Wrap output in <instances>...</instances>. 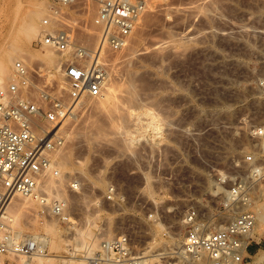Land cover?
<instances>
[{
    "label": "rangeland",
    "instance_id": "374dc122",
    "mask_svg": "<svg viewBox=\"0 0 264 264\" xmlns=\"http://www.w3.org/2000/svg\"><path fill=\"white\" fill-rule=\"evenodd\" d=\"M47 4L0 0V58L18 47L22 58L14 62L42 70L36 82L54 80V92L66 97L65 84L58 91L59 72L40 55L48 46H39V37L25 38L20 28L27 12L39 6L41 31ZM97 6V0H89L79 10L77 38L89 45L99 35ZM56 58L62 56L56 53ZM107 59V83H115L118 113L100 105V97L84 99L68 120L56 155L66 168L50 179L48 192L67 198L70 222L43 214L39 201L18 196L8 210L31 203L28 226L10 229L45 236L43 256L54 258L50 264L78 259L88 264L103 241L124 234L148 264H161V257L179 264L175 255L181 248L170 242L173 235L182 244L186 211L217 212L226 191L241 178L257 217L244 264H264L259 217L264 212V135L259 133L264 131V0H148L126 46L109 52ZM254 166L262 168L255 176ZM61 179L66 196L59 185L53 188ZM73 181L77 190L71 188ZM232 215L222 212L215 223ZM19 258L7 256L0 264H24Z\"/></svg>",
    "mask_w": 264,
    "mask_h": 264
},
{
    "label": "built area",
    "instance_id": "2783aa9c",
    "mask_svg": "<svg viewBox=\"0 0 264 264\" xmlns=\"http://www.w3.org/2000/svg\"><path fill=\"white\" fill-rule=\"evenodd\" d=\"M88 1L48 0L41 19L37 44L62 56L60 68L66 97L54 92V80L36 82L42 70L31 69L23 60L15 62L12 79L0 88V263L7 256L34 258L45 255L47 250L45 236L9 228L6 217L14 198L40 201L43 214L70 222L66 202L48 192L50 179L59 174L56 155L65 143L68 120L79 102L101 96L107 82L108 53L126 46L148 5V0H97L94 21L99 35L97 43L89 45L79 40L76 33L79 10L86 8ZM259 133L264 135V131ZM247 159L254 164V156ZM258 167L251 170L254 176ZM76 183L73 181L71 188L77 190ZM248 189L247 182L240 178L226 191L217 212H203L196 207L186 211L184 239L175 255L179 264H244L250 257L257 220L250 208ZM108 192L111 199L112 185ZM222 212L233 215L217 225L214 218ZM161 259V264H178L171 263L172 258ZM88 264L148 263L124 234L103 241Z\"/></svg>",
    "mask_w": 264,
    "mask_h": 264
},
{
    "label": "bare ground",
    "instance_id": "6f19581e",
    "mask_svg": "<svg viewBox=\"0 0 264 264\" xmlns=\"http://www.w3.org/2000/svg\"><path fill=\"white\" fill-rule=\"evenodd\" d=\"M39 6H37V7H35L34 9H30L28 12H27V14L25 15V19H24V22L21 24V26H20V28H21V32L23 33V35H24V37L25 38H27V39H32V38H35V37H39L40 35H41V31H40V27L38 26V20H40V18H41V16H42V9H40V8H38ZM98 33V32H97ZM97 35V34H96ZM98 37V36H97ZM97 40H98V38H97ZM96 43H97V41H96ZM19 48L18 47H16V48H12V50H14V52H12V50L11 51H7V53L5 54V52H4V56H2L1 58H0V88L1 87H5V86H7L8 85V81H10L11 79H12V75L10 76L9 74L10 73H8L9 72V68H10V66H12V64H13V66H14V64H15V62H14V60L16 59V58H19V57H21L22 55H21V51L20 50H18ZM21 49V48H20ZM17 50L18 51H20V54H19V52H17ZM3 53V52H2ZM40 55L42 56V58L46 61V62H48V63H53V65H54V68L56 69V71H58L59 72V74L58 75H60V84H59V88H60V90L58 89V91H60V93L62 92L61 91V89L64 87V82H63V79H62V75H61V68H60V61L56 58V53H55V51L53 50V49H48V47L45 49V51H42L41 53H40ZM22 58V57H21ZM23 59H24V57H23ZM109 72V71H108ZM13 73V72H12ZM109 76V75H108ZM11 77V78H10ZM111 80V79H110ZM108 82V81H107ZM106 82V85H105V89H104V93L100 96V105H104L105 107H106V109H108V110H110V109H115V108H117L116 106H117V104H116V102H117V93L118 92H116L115 90H117V89H115L116 88V86L114 87L112 84L114 83V82H109V84ZM7 83V84H6ZM112 83V84H111ZM107 84H108V86H107ZM115 84V83H114ZM121 91H122V88H121ZM128 91V90H127ZM125 91H123V93H124ZM127 93H129L130 94V92H127ZM128 94V95H129ZM126 95V94H125ZM120 96H122L121 95V93H120ZM129 96H131V95H129ZM123 97V96H122ZM125 97V96H124ZM128 98V97H127ZM130 98V97H129ZM125 99V98H124ZM129 100H131V99H129ZM80 103V102H79ZM78 103V104H79ZM78 104L77 105H75V107L73 108V110L78 106ZM121 105H122V103H121ZM104 106H102V107H104ZM130 105H128V107H129ZM127 107V106H126ZM122 108V107H121ZM124 108V107H123ZM132 108V107H131ZM113 109V110H114ZM130 109V108H129ZM76 110V109H75ZM116 110V109H115ZM118 111V109L115 111V112H117ZM128 112V111H127ZM127 112H125V113H127ZM118 113V112H117ZM124 113V114H125ZM123 114V115H124ZM138 117V116H137ZM137 119V118H136ZM118 126V125H117ZM117 129H118V127H117ZM116 129V130H117ZM114 130H115V128H114ZM67 136V135H66ZM57 163H58V170H59V168L60 169H64L65 170V168H66V162L64 161V160H59V161H57ZM66 172V171H65ZM70 172V171H69ZM81 173V172H80ZM60 174V173H59ZM57 177V176H56ZM56 177H55V179H56ZM59 177H57V179H58ZM65 180V179H64ZM64 180H59L58 182H62V181H64ZM52 182V181H51ZM51 182H50V184H51ZM56 182V181H55ZM61 182L58 184V183H55V185H53V188H54V186H56V184L57 185H59L58 187H61V192L63 193L64 191H63V187L61 186ZM67 182V181H66ZM65 183V182H64ZM54 184V183H53ZM62 185H63V183H62ZM50 187L52 186V184L51 185H49ZM57 187V186H56ZM65 188H66V186H64ZM58 190H59V188H58ZM66 190V189H65ZM50 191V190H49ZM53 191V190H52ZM57 191V190H56ZM52 193V192H51ZM50 193V194H51ZM60 192L58 191V194H59ZM61 193V194H62ZM57 194V193H56ZM64 194V193H63ZM65 196H66V193L64 194ZM57 196V195H56ZM58 196H60V195H58ZM64 197V196H63ZM66 200H67V198H65ZM64 199V201L66 202V200ZM26 200V199H25ZM32 200V199H31ZM40 202V201H39ZM12 204H13V202H12ZM11 204V205H12ZM30 205H31V203H29V202H27V200L26 201H24V202H21V203H17L16 205H13V207H11L9 210H8V213H7V217H6V219H7V224H8V226H9V228H13L14 226H19L20 227V224H24V225H27L28 224V220H26V214H28V209H30ZM43 208V207H42ZM26 216V217H25ZM260 220L264 223V212H261L260 213ZM34 221L32 220V223H33ZM46 225H47V223H46ZM28 226V225H27ZM48 226V225H47ZM46 226V227H47ZM73 226V225H72ZM48 228V227H47ZM50 229V228H49ZM48 229V230H49ZM54 231V230H53ZM54 233H55V231H54ZM171 242H170V244L171 245H173V246H175V247H177L178 249H180L181 248V246H182V244H180V240H178V238L177 237H175V236H171ZM49 239V238H48ZM46 240H47V238H46ZM179 251V250H178ZM153 255V254H152ZM155 256H156V254H155ZM35 258V259H34ZM33 259L32 258H25V257H23V256H20V258H19V260L21 261V262H24V264H34L32 261H34L35 260V264H50V262L54 259L53 257H51V256H48V255H46V256H38V257H34ZM153 258H154V256H153ZM152 259V258H151ZM56 260V259H55ZM68 260H71V259H68ZM154 260V259H153ZM75 261H76V259H75ZM78 261V263H76V264H84V260L83 259H78L77 260ZM72 261H70L69 263H71ZM20 263V262H19ZM52 263H53V261H52ZM21 264V263H20Z\"/></svg>",
    "mask_w": 264,
    "mask_h": 264
},
{
    "label": "crops",
    "instance_id": "0c3cea01",
    "mask_svg": "<svg viewBox=\"0 0 264 264\" xmlns=\"http://www.w3.org/2000/svg\"><path fill=\"white\" fill-rule=\"evenodd\" d=\"M251 251H249V254H250Z\"/></svg>",
    "mask_w": 264,
    "mask_h": 264
}]
</instances>
